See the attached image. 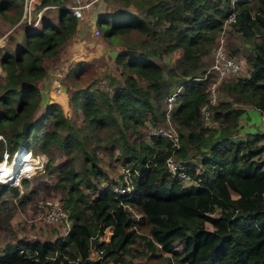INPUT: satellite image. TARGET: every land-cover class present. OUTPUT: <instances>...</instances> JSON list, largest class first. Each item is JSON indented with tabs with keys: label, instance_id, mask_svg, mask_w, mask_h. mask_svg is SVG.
<instances>
[{
	"label": "trees",
	"instance_id": "1",
	"mask_svg": "<svg viewBox=\"0 0 264 264\" xmlns=\"http://www.w3.org/2000/svg\"><path fill=\"white\" fill-rule=\"evenodd\" d=\"M68 1L41 0L43 5L60 6L58 23L46 20L41 29L29 30L25 45L14 52L0 51V65L7 75L0 95V133L7 139L12 154L20 145L30 146L35 140L40 145L39 151L48 154L53 146H59L71 159L77 153L83 155L85 170L78 171L71 165L61 171V185L67 188L63 204L72 225L65 237L55 241L7 244L0 253V264H108L109 260L152 264L149 259L125 261V254L132 251L138 237L145 239L152 257H160L157 253L160 249L172 252L174 242L183 238L187 248L180 262L185 264H264V142L257 143L264 140V129L253 133V141L236 142L232 134L244 111L229 102L217 104L224 110L218 115L226 125L205 126L200 113L209 95L205 80L186 76L182 79L173 110L180 147H172L162 136H153V143L131 141L149 114L155 123L165 116L164 112L156 113L153 101V93L159 98L165 92L163 67L147 51L127 48L117 56L119 63L148 80L147 88L127 75L120 84L111 77V90L77 89L72 95V103L82 110L85 126L96 131L107 127L115 132L126 165L139 171L134 178L131 201L142 211L141 220L136 219L132 210L116 206L112 191L115 181L98 185L101 177H107L99 164V155L96 149L87 148L86 132L67 116L60 103L52 101L38 112L42 99L38 83L46 76L45 58L56 56L77 30L78 18L67 6ZM249 1L140 0L137 5L139 8L150 5L147 13L155 19L154 25L168 23L161 33L152 31L151 35L162 43L167 41L165 52L182 49L184 66L197 64L202 44L216 39L232 11H236L233 25L241 34L250 38L261 33L263 41L256 44V54L248 59L249 77L225 82V88L243 96L264 117V0H258L257 5H250ZM22 5L23 0H0V15L12 7L21 14ZM112 16L115 19L106 27L107 35L133 28L150 33V21L135 13H102L98 24L103 25ZM49 119L53 120L54 129L42 130ZM3 147L0 145V158ZM192 149L200 151L202 156L199 173L198 164L187 160ZM171 154L191 167L198 184L186 185L169 176L165 160ZM52 164L51 157L46 168ZM0 186L2 192L6 188L16 194L20 191L17 186L2 183ZM89 190L95 193L94 198ZM157 203L171 205L175 225L163 220ZM217 208L220 211L214 215ZM110 226L109 241H100L99 235ZM144 226L148 227L150 236L140 231ZM208 242L216 243L210 255L198 257V250ZM91 244L105 247L102 259L89 258ZM166 261L171 264V258L167 257Z\"/></svg>",
	"mask_w": 264,
	"mask_h": 264
},
{
	"label": "rangeland",
	"instance_id": "2",
	"mask_svg": "<svg viewBox=\"0 0 264 264\" xmlns=\"http://www.w3.org/2000/svg\"><path fill=\"white\" fill-rule=\"evenodd\" d=\"M80 1L85 2L89 0ZM137 1L140 2V0H99V4H102L99 8V4L96 5L97 1L94 4L92 3V10V5L90 8H86L85 18L78 20V24L81 22L84 25V27L80 28L81 32L78 34L75 32L74 35L71 36V40H69L70 43H67L63 47L59 58L50 60L48 59L46 61L47 66L50 68L52 67L53 72L54 64L57 60H59L58 62L60 65H65V68L62 69L60 68L59 64H56L57 66L55 65V67L57 71L50 77L48 76L49 78L46 79V82L39 81L38 83L40 89H42V101L38 112H42L50 100L57 101L60 103L67 116L78 127H82V130L84 129L86 132V146L89 150L96 149L97 154L99 155V164L107 175L106 178L101 177L99 179L100 183H98V185L101 184V186L119 179L122 174L123 167L126 166V162L123 156L120 154V149L117 142L115 141L116 138L114 137L117 136L115 132L109 130L107 127L98 129L96 131L88 129L87 126H85L82 110L75 107L71 100L73 93L77 89L90 88L92 90H111V77L116 79V84H120L121 82H124L127 75H132L135 77L137 82L147 88L148 80L146 78L135 71L129 70L124 66V64L117 61L118 54L127 48H134L137 51H147L152 56V58L158 61L163 67L165 92L163 93V96L159 98L153 93V101L156 106L155 110L156 113L160 114L164 112L166 107V97L178 86L182 85L183 77L186 76L188 79L197 77L198 79H201L206 75L207 70L213 64L214 50L220 43H222L225 49L232 55L243 59V66L240 72L226 81V83H233L240 78L249 77L251 66L248 62V59L254 57L256 54V44L263 41V37L259 32L248 38L241 34V32L233 25V23L227 24L222 28V30L218 32L217 36L215 37L216 39L213 41L206 40V42L202 44L201 50L199 51V61L196 65L186 64L184 66L182 65V49H176L172 52H165L167 41L162 40V43L157 38H154L153 35H151L152 31L161 33L159 31L163 30L168 25V23L154 25L153 22L155 19H153L151 15L147 13L150 5L145 4L142 5V8H139ZM75 3L76 0L68 1V5ZM248 3L250 5H257L258 0H250ZM40 5H42V3H40L38 7ZM59 9L60 8L49 9L48 14L55 18L59 14ZM90 10L94 13V15L98 10L100 11V15L102 13H112L114 15L121 13H135L143 19L150 21V33L133 28L125 32L116 31L117 33L114 35H107L105 29L108 25H110V23H112L115 17L112 16L108 18V21H106L103 25H99L97 19L96 23L90 27L89 24H87L89 23V18L86 16L90 15ZM21 14L16 7H12L4 14L0 15V51L2 53L7 51H16V45L19 42L25 45V36L29 32L30 28L25 22L20 24L18 23L20 16H22ZM45 21L46 19H44L43 24ZM40 28H42V26ZM95 29L99 30V35L96 34ZM80 35L83 37L82 40L88 45H90V41L93 39L90 46L92 47V52L95 54V56H92L87 61L79 59L76 60V58H73L77 55H85L87 53V49H89L87 46L86 48L82 46V52H79L78 54L73 50H69L70 45L75 41V39L78 41L81 38ZM68 54H70V56ZM67 66L69 70H67ZM71 70L72 76L69 77L68 74L66 75V72H70ZM53 80L55 87H57L56 80L64 82H60L62 83L63 87L61 89L62 91L57 92L62 93L61 95L56 96V94H52L51 90L53 87ZM6 81V71L0 65V95L3 92L2 88ZM226 83H222L219 88V93L217 95L218 103L229 102L232 106L241 108L244 111L239 118L238 127L233 131L232 138L236 139V142H240L242 140L253 141V133L258 132L259 130L261 132L264 129L262 121L263 116L260 115L255 107H253L251 104H248L243 96L234 94L233 91L225 88ZM213 109L215 118L219 122L218 127L226 125V122H223V117L218 115L220 112L223 113V108H221L219 105H214ZM153 118L150 114L146 117L145 122L138 127L136 134H134L132 137V142L151 143V139L148 137V132L150 129L149 125L156 124L152 120ZM158 123H161V120ZM208 127L216 128V126ZM53 129V120L49 119L46 121V124L42 130ZM127 133L128 135H131L132 132L131 130H128ZM263 142L264 140L257 141L258 144ZM31 144L34 145L33 147L35 150L39 151L40 145L37 144L35 140H32ZM238 144L240 145V143ZM45 153L49 159L51 157L53 158V164L45 172L38 171L33 178L26 180V184L22 183L21 186H17L20 190L19 193L16 194L12 192L10 188H6L2 192L0 186V253L3 252V249L7 244L17 243L18 241H55L60 237H65L72 225V220L70 217L68 221L62 220L54 223L46 222L44 221L43 217L40 216L39 209L42 200L60 199L62 202L64 201L67 188L61 185V182H63L61 180V171L71 165H73L78 171L85 170L83 155L81 153H77V155L71 159L59 146H53L49 154L47 152ZM188 155L189 156L187 160L192 161L193 163L196 162L198 164L197 167L200 169V171H202V166L200 164L202 156L200 151L192 149L189 150ZM82 187L87 190L83 184ZM89 192L94 198L95 193H92L90 190ZM233 196L236 197L237 194L233 192ZM131 206L136 219L141 220L142 211L135 204H132ZM156 206L164 221H166L171 226L176 224L177 221L169 203H157ZM219 211L220 209L217 208L213 214L215 215ZM208 227L212 229L210 224H208ZM140 231L147 236H150L148 227L144 226ZM108 234L109 232L107 231V235ZM215 244V242H208V244L202 246L198 250V257H208ZM186 248V240L179 238L174 242V249L172 252H163L159 247L160 250H157V253L160 255V257H152V252L146 246L145 239L138 237L137 242L132 245V251L125 254L124 259L125 261L132 259L136 262L147 261L149 259L150 263L152 262V264H167L166 260L167 257H169L171 258V264H185L180 261L185 255ZM108 264H124V262L109 260Z\"/></svg>",
	"mask_w": 264,
	"mask_h": 264
},
{
	"label": "built area",
	"instance_id": "3",
	"mask_svg": "<svg viewBox=\"0 0 264 264\" xmlns=\"http://www.w3.org/2000/svg\"><path fill=\"white\" fill-rule=\"evenodd\" d=\"M96 0H89L82 2L76 0L75 4L67 5L73 9L75 16L78 19L85 17V9L90 8L92 2ZM81 2V3H77ZM41 0H23L22 16L18 23H26L31 30L41 29L43 26L44 10L51 5H38ZM236 21V11H232L225 19L224 26ZM99 34V30L95 29ZM243 66V59L232 55L227 51L222 43H220L213 53V64L207 70L205 76L201 79L207 81L208 99L202 103L200 107L201 119L207 126L218 127V120L215 118L214 105L218 104L217 95L222 83L229 80L234 75H237ZM182 86H178L166 97V107L164 109V118L161 123L150 124L148 137L151 139L153 136H162L171 142L172 147H180V132L173 121V110L176 104L178 95ZM57 90H61V83H58ZM264 125V117H262ZM0 145H3L2 157L0 158V183L12 186H21L24 180L34 177L38 171H46V165L49 160L47 154L43 151H36L34 145H20L15 154H12L8 149L7 139L0 133ZM166 170L170 177H176L182 180L185 184H198L196 179L191 173V167L178 158L175 154L169 155L165 160ZM199 173L200 169L196 168ZM139 171L130 166H124L119 179L112 183L113 201L116 206H122L132 210L131 198L134 196L135 184L134 178ZM133 211V210H132ZM40 216L44 221L54 223L62 220L68 221L69 213L66 210L62 200L60 199H47L41 201L39 209ZM134 212V211H133ZM109 234L107 235V231ZM106 232V233H105ZM112 232V227H107L104 234L99 235L100 241L108 242ZM21 251H25L22 249ZM105 247H97L91 244L89 258L102 259L104 257Z\"/></svg>",
	"mask_w": 264,
	"mask_h": 264
},
{
	"label": "crops",
	"instance_id": "4",
	"mask_svg": "<svg viewBox=\"0 0 264 264\" xmlns=\"http://www.w3.org/2000/svg\"><path fill=\"white\" fill-rule=\"evenodd\" d=\"M97 1V2H96ZM95 2H96V5L97 4H99V0H96ZM95 2H92L93 4L95 3ZM102 2V1H101ZM44 5H48V4H44ZM49 5H51V4H49ZM54 6H49V7H47L45 10H44V15H43V21H44V19H46V20H51V21H53V22H55V23H58V21H59V16H60V9H59V14H58V16L57 17H52L51 15H49L48 14V11H49V9H53V8H60V6H58V5H55V4H53ZM68 5V4H67ZM100 5H102L101 3L98 5V8L100 7ZM71 8V7H70ZM92 8H93V5H92V7H91V10H92ZM90 10V11H91ZM99 15H100V11L98 10L97 12H96V14L94 15V13L91 11V13H90V15H86V16H88V18H89V23H87V24H89V26L91 27L94 23H96V21H97V19H98V17H99ZM85 18V17H84ZM83 18V19H84ZM79 20V19H78ZM80 22V21H79ZM81 25V26H80ZM81 27H84V25L80 22L78 25H77V34L78 33H80L81 32ZM91 30V29H90ZM92 31V30H91ZM97 34V33H96ZM74 35V34H73ZM99 35V34H98ZM80 39L77 41V39H75V41L70 45V49L69 50H73V51H75V52H77V54L79 53V52H82V49H81V47L82 46H84V48H86V46L89 48V49H87V53L85 54V55H77V56H75V57H73V58H76V60H89L92 56H95V54L92 52V47L90 46L91 45V42H92V40L90 41V45H88V44H86L85 43V41H83L82 40V36L80 35ZM88 38V37H87ZM69 40H71V38L69 39ZM68 44L70 43V41H68L67 42ZM66 43V44H67ZM66 44H64L61 48H60V51H59V53L56 55V56H54V57H49V58H45L46 60L44 61V65H45V67H46V76L42 79V80H40V81H44V82H46V79L47 78H49L53 73H55L56 71H57V69H56V67H55V65L56 64H59V60H57V61H55V64H54V72L52 71V67L50 68V67H48L47 66V64H46V61L49 59H57V58H59V56H60V53H61V51L63 50V47L66 45ZM17 48L18 47H20V46H23V43H18L17 45ZM69 56H70V54H68ZM81 58V59H80ZM60 65V64H59ZM69 65H70V63H69ZM57 66V65H56ZM65 65H60V68H62V69H64L65 67H64ZM67 68V70H69V68H68V66L66 67ZM68 72L69 71H67L66 72V75L68 74ZM49 76V77H48ZM57 81V86H58V83L59 82H62V83H64L63 81H59V80H56ZM62 83H61V89L63 88L62 87ZM53 87H52V94L53 95H55L56 94V96L57 95H61L62 93H57L58 92V90L56 91V89H57V87H55L54 86V80H53ZM50 91V92H51ZM60 91H62V90H60ZM41 92H42V89H41ZM58 100V99H57ZM41 101H42V99H41ZM52 101H54V100H50V102H52ZM49 102V103H50ZM57 102V101H56Z\"/></svg>",
	"mask_w": 264,
	"mask_h": 264
},
{
	"label": "clouds",
	"instance_id": "5",
	"mask_svg": "<svg viewBox=\"0 0 264 264\" xmlns=\"http://www.w3.org/2000/svg\"><path fill=\"white\" fill-rule=\"evenodd\" d=\"M180 86H182V85H180Z\"/></svg>",
	"mask_w": 264,
	"mask_h": 264
}]
</instances>
